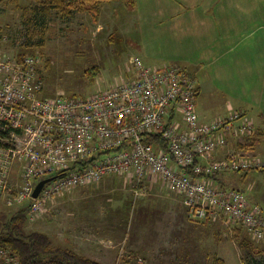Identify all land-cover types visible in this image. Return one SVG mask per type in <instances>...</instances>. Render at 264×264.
<instances>
[{"label":"built area","instance_id":"1","mask_svg":"<svg viewBox=\"0 0 264 264\" xmlns=\"http://www.w3.org/2000/svg\"><path fill=\"white\" fill-rule=\"evenodd\" d=\"M2 40L0 206L27 200L33 222L53 195L118 175L134 182L136 194L159 183L179 194L195 218L223 216L242 224L253 239L264 238L262 206L244 190L217 179L230 172L264 170V157L244 147L215 156L230 138L253 134L254 125L237 110L201 120L197 79L185 68L148 66L134 56L136 74L130 80L89 97L63 92L44 96L40 56H8ZM150 133L160 134L167 150L147 141ZM15 163L21 169L18 185L11 180ZM48 177L53 179L35 197L36 185ZM0 255L6 264L16 262L7 250L0 249Z\"/></svg>","mask_w":264,"mask_h":264},{"label":"rangeland","instance_id":"2","mask_svg":"<svg viewBox=\"0 0 264 264\" xmlns=\"http://www.w3.org/2000/svg\"><path fill=\"white\" fill-rule=\"evenodd\" d=\"M134 8V0H110L65 16L45 0H0V39L5 38L8 56H40L44 96L89 97L130 80L136 74L134 56L155 65L139 48ZM247 142L256 146L244 147L247 151L264 157L263 134L256 132ZM13 167L11 180L18 185L21 169L18 163ZM230 173L229 185L259 200L264 171ZM99 182L53 195L36 221H26L25 230L46 232L56 244L106 264H214L216 256L226 264H249L264 258V238L253 239L242 224L223 216L201 223L211 219L192 216L182 197L159 183L136 194L134 182L123 176ZM26 204H2L0 220ZM5 262L0 255V264Z\"/></svg>","mask_w":264,"mask_h":264},{"label":"crops","instance_id":"3","mask_svg":"<svg viewBox=\"0 0 264 264\" xmlns=\"http://www.w3.org/2000/svg\"><path fill=\"white\" fill-rule=\"evenodd\" d=\"M134 3L139 48L145 60L154 66L177 64L196 76L201 120L210 121L237 110L253 123V136L256 132L264 135V0ZM251 138H230L215 156L222 158L229 150L248 147L245 144ZM228 174H221L218 181L233 186L229 185ZM258 197L253 202L264 209V190ZM205 221L201 223L216 222Z\"/></svg>","mask_w":264,"mask_h":264},{"label":"trees","instance_id":"4","mask_svg":"<svg viewBox=\"0 0 264 264\" xmlns=\"http://www.w3.org/2000/svg\"><path fill=\"white\" fill-rule=\"evenodd\" d=\"M51 8L57 9L62 15L72 14L75 10L89 6L94 10L102 2L110 0H45ZM45 9V8H44ZM92 9V10H93ZM255 131V128H254ZM254 134V132H253ZM253 134L247 136L251 138ZM167 150L168 144L160 134L150 133L145 138ZM219 179V176L218 178ZM221 185L226 186L223 182ZM29 204L20 206L13 214L9 213L0 220V249L7 250L15 259L16 264H106L86 256L71 247L55 243L52 237L42 231H26ZM4 212V211H0ZM214 264H226L216 256ZM249 264H264V258L251 259Z\"/></svg>","mask_w":264,"mask_h":264},{"label":"water","instance_id":"5","mask_svg":"<svg viewBox=\"0 0 264 264\" xmlns=\"http://www.w3.org/2000/svg\"><path fill=\"white\" fill-rule=\"evenodd\" d=\"M53 179V177H48V178H45V179H42L38 182V184L36 185L35 187V190H34V196L37 197L42 189V187L44 186L45 183L51 181Z\"/></svg>","mask_w":264,"mask_h":264}]
</instances>
